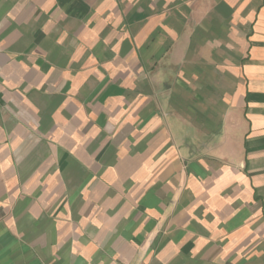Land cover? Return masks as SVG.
Returning a JSON list of instances; mask_svg holds the SVG:
<instances>
[{"label": "crops", "instance_id": "obj_1", "mask_svg": "<svg viewBox=\"0 0 264 264\" xmlns=\"http://www.w3.org/2000/svg\"><path fill=\"white\" fill-rule=\"evenodd\" d=\"M0 264H264V0H0Z\"/></svg>", "mask_w": 264, "mask_h": 264}]
</instances>
